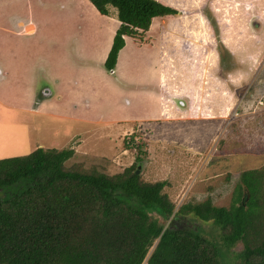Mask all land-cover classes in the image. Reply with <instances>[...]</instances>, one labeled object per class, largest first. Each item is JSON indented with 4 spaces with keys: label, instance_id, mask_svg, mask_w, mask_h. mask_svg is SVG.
I'll return each instance as SVG.
<instances>
[{
    "label": "trees",
    "instance_id": "1",
    "mask_svg": "<svg viewBox=\"0 0 264 264\" xmlns=\"http://www.w3.org/2000/svg\"><path fill=\"white\" fill-rule=\"evenodd\" d=\"M88 1L101 16L115 9L120 23L107 72L123 36L176 15L155 0ZM73 155L39 148L0 160V264H221L236 243L232 260L264 264V166L241 173L228 207L206 199L175 211L165 182H144L135 165L111 176L67 169Z\"/></svg>",
    "mask_w": 264,
    "mask_h": 264
},
{
    "label": "rangeland",
    "instance_id": "2",
    "mask_svg": "<svg viewBox=\"0 0 264 264\" xmlns=\"http://www.w3.org/2000/svg\"><path fill=\"white\" fill-rule=\"evenodd\" d=\"M24 1H28L27 11L22 8ZM70 1L19 0L16 10L8 14L30 16L36 20L40 17L44 20L55 12L54 10L57 11L61 4L70 5ZM155 1L174 5V8L182 6L184 8L189 2L198 0ZM71 10L75 11V15L66 17L70 26L65 28L61 26L56 32L49 26L45 27V32L52 41L51 44L54 42L60 51H51V59H49V66L57 63V68L50 70L46 76L35 72L29 76V81L35 89V99L55 98L61 88L52 89L53 86L47 80L48 78L54 80L57 73L60 74L59 70L63 72L66 66H68L67 72L68 69L74 68L75 71L80 70L79 59L85 55L78 48L80 39L82 33L88 32L89 40L93 27L91 24L90 27L88 24H82L81 21L86 18V14H80L77 11L79 9ZM108 11L112 14L115 10L109 7ZM82 12H85L83 7ZM213 13L218 19L216 22L220 24L222 35H218L216 22L214 23V19L209 17L207 21L214 35L213 42H217L218 45V37L221 38L223 45L239 59L238 62L234 57L230 58L229 53L226 52L224 64L229 65V70L228 73L221 71L225 74L222 83L227 86L225 84L227 74L232 75L236 71L239 73L234 76V85L243 83L235 94L233 88H227L230 97V100H227L228 104L233 103L235 106L226 109L224 121L217 120L222 107V102L218 101L212 107L209 116L189 118L183 122L181 119L174 120V115L171 120L165 115L164 119L161 118L154 123L125 124L118 127L116 125L117 128L5 111L0 108V160L26 156L38 147L43 150H72L73 157L65 163L67 169L97 171L111 176L135 165L136 170L139 167V176L144 182H165L163 193L173 203L175 211L182 205L201 203L206 199H209L215 207H228L232 202L233 192L239 183L241 173L264 166V0H219L213 5ZM235 18H238L236 23L230 22ZM57 22L51 25H57ZM257 23L260 27L256 26ZM95 39L96 36L91 38L93 45L98 43V39L96 42ZM90 55L94 56L95 53ZM128 61L130 59L127 56H122L118 62L117 73L120 76H124ZM188 68L191 69L190 66ZM188 68L181 61L179 62L174 84L181 90L191 91L192 87L188 80L192 71ZM249 71L251 74L248 77ZM61 75L62 83L71 77L70 74ZM230 78L231 76L228 80ZM75 80L77 83L80 81L79 78ZM81 82L82 90H85L83 80ZM192 82L195 86L196 83L198 86L203 83L197 82V78ZM45 90H49L50 95L41 97L45 95H43L46 93ZM82 93L85 94V91ZM102 93L103 91L100 90V96ZM74 95L68 93V100L76 101L78 98ZM14 96H17V99L10 105H22L25 102L24 91H19L18 95L14 93L12 97ZM62 98L65 100V94ZM89 100H85V104L90 102L91 105V102H94L92 97ZM55 103L59 104L57 101ZM81 103L80 106L84 109L90 106ZM117 103L116 98L114 114L118 113ZM189 106L191 100L185 97L178 102L176 100L177 111H187L191 109ZM58 108L59 106L53 112L64 114L63 111H66L70 114L82 111L81 108H74L71 105L67 109ZM91 112L85 113V117H89ZM127 114L124 112V116ZM101 115L94 111L91 117ZM138 161L140 163H137ZM191 225H198V222ZM203 227L209 229L215 236L218 233L211 226ZM241 250L242 245L236 243L230 250L232 254L223 252L232 260L233 255ZM227 256L223 255L224 259H222L221 254V264H229ZM231 263L239 264L235 260Z\"/></svg>",
    "mask_w": 264,
    "mask_h": 264
},
{
    "label": "crops",
    "instance_id": "3",
    "mask_svg": "<svg viewBox=\"0 0 264 264\" xmlns=\"http://www.w3.org/2000/svg\"><path fill=\"white\" fill-rule=\"evenodd\" d=\"M217 1L219 0H198L189 2L184 8L183 6L174 8V5L157 1L176 11L177 15L154 18L148 31H137L133 36H123L124 46L117 54L114 69L107 72L104 62L120 26L116 19L115 9L112 8L115 10L114 13L111 14L108 11V16H101L88 0H71L70 5L61 4L62 6L58 7L57 11L54 10L55 12L44 20L39 16L36 20L30 16L8 14L16 10L19 0H0V108L5 111L63 118L113 128L116 125L118 127L125 124L154 123L160 121L161 118L164 119L165 115L169 117V120L174 115V120L181 119L183 122L189 118L209 116L212 107L218 101L222 102V107L217 120L224 121L226 109L235 106L233 103L228 104L227 100H230V97L227 94L229 91L227 88H233L235 94L243 83L238 86L233 83L234 76L239 71L232 75L227 74L225 84L231 87L224 86L222 83L224 82L223 75H225L222 72L228 73L229 70V65L224 64L226 52L229 53L230 58L234 57L238 62L239 59L223 45L221 38L218 37V45L217 42H213L214 35L209 29L207 19L209 17L214 19V23L218 20L213 13V5ZM24 2L22 8L27 11L28 1ZM82 7L85 12H82ZM73 8L79 9L77 11L80 14L88 16L81 22L88 24L89 27L92 25L91 38L96 36L95 42L98 39V43L93 45L91 38L88 40V32L82 33L78 48L85 55L79 59L80 70L75 71L74 68L73 70L68 69L67 72L68 66L64 71L62 70L63 72L59 70L60 74L57 73L54 80L49 78L47 80L53 86L52 89L61 88L57 91L55 98L35 99V89L29 81V76L33 72L46 76L50 70L57 68V63L49 66V59H51V51H60L54 42L51 44L52 41L49 34L45 32V27L49 26L56 32L61 26L64 28L70 26L67 24L66 17L71 14L75 15V11L71 10ZM56 21H58L57 25H51ZM237 21L238 18H235L230 22L234 24ZM218 23L216 22L217 33L222 36ZM256 26L260 27L258 23ZM91 53L95 55L92 56ZM122 56L130 59L124 76L117 73V65ZM180 61L187 68L191 67V69L188 68L192 71L188 80L192 87L191 91L181 90L174 84L176 67ZM59 66L62 69L60 62ZM62 73L65 76L71 75L63 83ZM250 74L251 71L248 77ZM77 75L79 76L76 77ZM229 76H231L230 80H228ZM77 78L80 79L79 83L75 80ZM193 78H197V82H203L202 85L198 86L196 83L195 86L192 82ZM82 80L85 90H82ZM100 90L103 91L101 96ZM19 91L25 92V104L10 105L17 99V96L12 97V95L14 93L18 95ZM82 91H85V94ZM45 92L43 93L45 95L41 97L50 95L49 90ZM68 93L75 94L74 96L78 99L68 100ZM63 94H65V100L62 98ZM91 97L94 102H91V105L90 102L85 104V100L90 101ZM184 97L191 100V106H189L191 109L177 111L176 100L178 102ZM116 98L118 113L114 114ZM56 101L60 105L56 104ZM80 103L90 106L84 109ZM69 105L81 108L82 111L70 114L66 111H63L64 114L53 112L57 106L62 110L64 107L67 109ZM94 111L102 115L91 117ZM89 112H91L90 116L85 117V113ZM124 112L128 113L127 116H124Z\"/></svg>",
    "mask_w": 264,
    "mask_h": 264
},
{
    "label": "water",
    "instance_id": "4",
    "mask_svg": "<svg viewBox=\"0 0 264 264\" xmlns=\"http://www.w3.org/2000/svg\"><path fill=\"white\" fill-rule=\"evenodd\" d=\"M135 174H136V175H139V167L137 168Z\"/></svg>",
    "mask_w": 264,
    "mask_h": 264
}]
</instances>
